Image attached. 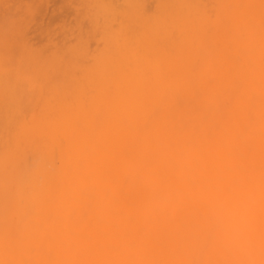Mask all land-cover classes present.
Instances as JSON below:
<instances>
[{
  "label": "bare ground",
  "instance_id": "6f19581e",
  "mask_svg": "<svg viewBox=\"0 0 264 264\" xmlns=\"http://www.w3.org/2000/svg\"><path fill=\"white\" fill-rule=\"evenodd\" d=\"M88 2L0 11V264H264V0Z\"/></svg>",
  "mask_w": 264,
  "mask_h": 264
},
{
  "label": "rangeland",
  "instance_id": "374dc122",
  "mask_svg": "<svg viewBox=\"0 0 264 264\" xmlns=\"http://www.w3.org/2000/svg\"><path fill=\"white\" fill-rule=\"evenodd\" d=\"M1 1H2V0H1ZM1 1H0V2H1ZM6 1H8V0H4V2H6ZM30 1H31V3H29ZM30 1L28 0V3H27V0H25V2H24L23 0H9L8 2H9L10 4H9L8 2H7L8 4H6V3L4 4V5L6 6V8H4V10L7 12L6 9H8V6H10L11 8L9 7L10 9H8V10H9V11H8L9 14H10V10H11V9H12L11 12H14V11H20V12H17V13H19V15H18L16 12L11 13V15L13 14L12 17H9L10 15L8 14V15H7V18H9V20H10V18L13 19V16H14L15 18H14L13 22L16 21V23H18V22L20 21V20L18 21V19H19L18 17L21 16L20 13L25 14V12L28 11V13L30 12V14H27V13H26V15H23V17L26 16V18H27V16H29V17L31 18L32 16H30V15H31V12L34 11V8H33V7H35V6H36L35 9H37V10H35V12L38 11V10H39V11L41 10V12H42V14H43V8H42V6H43V7H46V6L48 7V6H49V12L51 13L53 10L58 9V8H59V5H60L61 8H62V6H63L62 10L65 9V10H63V11L66 12V15H67V12H68V15H70V17H74V16H72V15L76 13V12H74V11H75V8H76V11H78L79 9H81L80 7H82V5L84 4L83 7H84L85 10L87 11V9H89V8L92 6V4H91L92 2L89 3L90 1L88 2V0H86L85 2H84V0H83V1H82V0H81V1H79V0H71L72 2H71L70 0H53V1H52V0H49L50 2L47 1V0H45V1H44V0H30ZM35 1H36V3H35ZM38 1H40V2L43 3V4L41 3L42 6H41V5H37V4H38ZM51 1H52V2H51ZM65 1H66V2H65ZM4 2H2V4H3ZM11 2H12V3H11ZM32 2H34V3H32ZM40 2H39V4H40ZM48 2H49L50 5H48ZM53 2H54V4H53ZM86 2H88V5L85 4ZM46 3H47V4H46ZM81 3H83V4H81ZM2 4H1V6H0V11H2L3 7H5V6H3ZM61 4H62V5H61ZM69 4H70V6H69ZM80 4H81V6H79V9H78V7H76V5L78 6V5H80ZM13 5H14V7H13ZM66 5H67V6H66ZM2 6H3V7H2ZM88 6H89V7H88ZM21 7H22V8H21ZM24 7H25V8H24ZM37 7H40V8H37ZM55 7H57V8H55ZM70 7L72 8V10H71ZM86 7H88V8H86ZM32 8H33V10H32ZM41 8H42V9H41ZM61 8H59L60 10L58 9V11L55 10L56 12L53 11L54 13L52 12V13H53V17L55 18V19H54V22L51 21V20H50V22H51L50 24H49L48 22H46V23L49 25V30L47 29L48 25H46L45 22H44V23H41V21L39 22L38 18L40 17V16H39L40 14L37 15V13H36V15L33 14V15L35 16V17H34V16H33V17L36 19V22H37V23H35V19H34L33 17H32V20H34L33 23L31 22L32 20L30 21L31 24L28 23V22H26L28 25H31L30 27H31V30H32V31H31V30L28 31V33H27V30H25L26 27H28V26H27V25L24 26V24H26V23H24V22H25L26 20H28L29 18L26 19V18L24 17V20H25V21H23V18L20 17V18L22 19V21H23V22H21V23H24V24H23L24 27H22V28H24V29H22V30H23V33H24V30H25L27 36H28V37H29V36H30V37L33 36V38H32V37H31V38H30V37L28 38V37L25 36V35H24L23 37H21L20 35L18 36V33L21 34V35H23V34H22V32H20V30H17V29H21L20 26H19L20 28H19V27H18L17 29L15 28V25H14V24H16V23H14V24L12 23V24L14 25L15 31L17 30V32H18V31H19V32H18V33L16 32L17 35H16V33L14 32L15 34H13L12 36L16 35V36H17L16 39H18V41H20V42L23 41V39H25V38H28V39H30V40L33 39V41H31V42H33V43L36 42V43L34 44V46H36V44L42 43V41L39 42V40H42V39H40V37L44 38V36H45V34H46L45 32H47V31H51V32H49V33H51V35L47 32V34L50 35V36H47V35H46L47 37H49L50 40H49V39H43V41H46V42H47V44H46V42H44V43L46 44V45L44 44V46L47 47V45H48V46H49V49H51L52 46H50V44H48V43L56 42V40H57V37H55L56 35L53 36V38H56V40L54 39L55 41L53 40V38H51L52 33H53V34H58V32L61 31V30H60V31L58 30V29H60L59 26L61 25V24H59V23L61 22L60 17H61V18L64 17L65 19L67 18L66 21L64 20L65 23L68 22V23L71 25V27H72L71 30H68V29H70V27L68 28L69 25H65L64 22H62V25L64 24L65 27L67 26V28H65V27H61V29L63 28V30H66V33H68L69 35H70V34L72 35V32H70V31H73V30H76V29L78 30V29H79V27L77 28V27H76L75 25H73V24L76 23V24H79L80 26H81V24H82V25L85 24V23H84V24H83V23L80 24L78 21H77V22H76V21H73V20H75L74 18H72V20H71V18L68 19L69 16H67V17H66V15H65V16H62L63 13L60 14V17H59V15L57 14V12H59V11L61 12ZM68 8H69V9H68ZM84 8H83V9H84ZM66 9H67V10H66ZM77 9H78V10H77ZM83 9H81V10H79V11L82 12V11H84ZM4 10H3V11H4ZM31 10H32V11H31ZM44 10H45V9H44ZM47 10H48V9H47ZM68 10H69V11H68ZM70 10H71V11H70ZM5 11H4V12H5ZM21 11H22V12H21ZM23 11H25V12H23ZM39 11H38V13H39ZM45 11H46V10H45ZM4 12H2V13L0 12L1 15H3ZM60 12H59V13H60ZM72 12H74V13H72ZM15 13H16V15H15ZM32 13H33V12H32ZM69 13H70V14H69ZM83 13H84V12H83ZM42 14H41V15H42ZM78 14H79V12H78ZM78 14H76V16H77ZM1 15H0V20L4 21L5 18H4L3 16H1ZM4 16H5V15H4ZM83 16H84V15H83ZM64 18H63V19H64ZM84 18H85V19H84ZM12 19L10 20V22H7V21H8L7 19H6L7 21L5 20L4 22H5V23L7 22L6 25H8V23L11 24ZM57 19H58V20H57ZM59 19H60V20H59ZM79 19H80V18H79ZM79 19H77V17H76V20H79ZM29 20H30V19H29ZM68 20H69V21H68ZM70 20L72 21L73 24L70 23V22H71ZM82 20L86 21L87 18H86V17H83ZM79 21H80V20H79ZM84 21H83V22H84ZM4 22H3V23H4ZM56 22H57V23H56ZM74 22H75V23H74ZM87 22H88V21H87ZM21 23H19V24H21ZM68 23H67V24H68ZM1 24H2V22H1ZM56 24H57V27H56ZM58 24H59V25H58ZM88 24H89V23H88ZM88 24L86 23V25H88ZM2 25H3V24H2ZM2 25H1V26H2ZM4 25H5V24H4ZM4 25H3V26H4ZM6 25H5L4 27L2 26L3 28H1V29H3V30H2L0 33H3L5 27L7 28L8 26H10V25L6 26ZM50 25H51V26H50ZM17 26H18V25L16 24V27H17ZM73 26H75V29H74ZM83 27H86V26L84 25ZM8 28L11 29V27H8ZM52 28H54L55 31H53ZM56 28H58V29H56ZM86 28H87V27H86ZM86 28H84V29H86ZM1 29H0V30H1ZM9 29H8V30H9ZM12 29H13V26H12ZM84 29H83V30H84ZM5 30H6V29H5ZM8 30H6L5 32H8V34H9L11 31H8ZM28 30H29V29H28ZM77 30H76V34H78V33H77V32H78ZM41 32L44 33V34H43L44 36L41 35V34H42ZM61 32H62V31H61ZM64 32H65V31H63L62 34H59L60 36H59V35H57V36L61 37V39L63 40V39H64V38H63L64 35H66V36H68L67 39H66V37H65V40H67V41H68V40L70 41V40L72 39V37L75 38L74 41L77 39V35H76V37H75V36H72V37H71V36L65 34ZM33 33H34V34H33ZM63 33H64V35H63ZM74 33H75V31L73 32V34H74ZM35 34H36V35H35ZM6 35H7V34L5 33L4 36H6ZM10 35H11V33H10ZM34 35H35V37L37 36L36 38H38V40H37V39H34ZM61 35H63V37H62ZM7 36H9V35H7ZM7 36H6V38L9 39L8 41H10V40H11L10 37L8 38ZM18 37H21L22 40H20ZM24 37H25V38H24ZM69 37H70L71 39H70ZM68 38H69V39H68ZM35 40H36V41H35ZM51 40H52V42H51ZM59 40H60V38H59ZM72 40H73V39H72ZM72 40H71V41H72ZM34 41H35V42H34ZM49 41H50V42H49ZM60 41H61V40H60ZM60 41H59V42H60ZM69 41H68V42H69ZM71 41H70V42H71ZM74 41L71 42V43H74ZM5 42H6V41H5ZM29 42H30V41H29ZM75 42H76V41H75ZM57 43H58V42H57ZM42 45H43V44H42ZM39 46L41 47V44H39ZM44 46H43V47H44ZM37 47H38V46H36V47H34V48L37 49ZM45 47H44V48H45ZM39 49H40V48H39ZM47 49H48V48H47ZM47 49H46L45 51H47ZM49 49H48V52H49ZM52 49H53V48H52ZM42 50H43V48H42ZM50 51H52V50H50ZM50 53H51V52H50Z\"/></svg>",
  "mask_w": 264,
  "mask_h": 264
}]
</instances>
